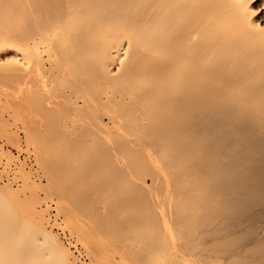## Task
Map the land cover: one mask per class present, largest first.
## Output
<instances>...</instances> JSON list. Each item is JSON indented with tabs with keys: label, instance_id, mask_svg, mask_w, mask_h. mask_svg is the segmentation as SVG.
Segmentation results:
<instances>
[{
	"label": "bare ground",
	"instance_id": "bare-ground-1",
	"mask_svg": "<svg viewBox=\"0 0 264 264\" xmlns=\"http://www.w3.org/2000/svg\"><path fill=\"white\" fill-rule=\"evenodd\" d=\"M19 1V36L0 33L17 79L0 87L14 122L0 113V137L35 149L48 180L0 152V264H86L78 242L91 264L122 255L66 200L52 137L136 158L145 175L125 181L157 216L166 264H264V0Z\"/></svg>",
	"mask_w": 264,
	"mask_h": 264
},
{
	"label": "rangeland",
	"instance_id": "rangeland-1",
	"mask_svg": "<svg viewBox=\"0 0 264 264\" xmlns=\"http://www.w3.org/2000/svg\"><path fill=\"white\" fill-rule=\"evenodd\" d=\"M20 7L21 5L19 0H0V33L1 34L7 36L8 35L13 36L14 34L18 33L19 36L20 25H21ZM14 54H15L14 50H9V51L0 50V87L3 86L6 88L7 85H11L12 88L10 90L13 89V86H16L15 80L17 79L15 78L16 76H13L10 73L9 69L7 68L6 59L9 55L13 56ZM7 90L9 89L7 88ZM4 100H5L4 98L0 100V113L1 114L5 113L8 119L11 120L12 123H14L12 117L9 115L10 112L4 109L2 106ZM6 106L9 107L8 104H6ZM16 125H18V127L20 126V124H16ZM53 126L57 130V128L59 127V122L58 121L55 122ZM21 136H23V134ZM3 138L4 137H0V144H1L0 148L2 147V150L0 149V152L4 150V153L5 152L10 153L13 156H16L17 153L20 154L19 156L17 155L18 159L20 158L21 161H26V163L29 162L30 166L33 165V167L28 166L29 170H32L35 173L36 170L38 171V173H36L37 175L36 180L39 183L41 182L43 186L45 185V183L47 184L48 178H47V167L45 165L46 163L45 161H43V163L41 162V164H37L38 166L36 165V163L38 162L37 161L38 158L35 149L30 147H29L30 149L29 148L27 149L25 143H23L22 147L25 146V148L19 149L17 147L16 150L14 148H16L17 145L9 146L11 142L9 143V141L6 139L8 141V144L7 141L5 144L4 143L5 138L4 139ZM22 139L24 140V138ZM43 142L44 144H46L47 140ZM85 143H86L85 140H82L83 148L84 147L85 148L84 149L82 148L81 152L74 154L72 151L68 149L72 145L71 140H69L66 143H63L64 146L61 147L58 138L52 137L51 139V151L48 153L49 155L48 160L51 157L52 159H57V162L62 163V166L60 165L62 167L61 168L62 170L59 169V167L56 168V170L58 169L60 174L58 175L56 173L58 175V177L56 175V181L57 178L58 181H62V184L59 183V185L61 189L62 190L64 189V191L66 192L64 195L65 197H67V199L66 198L65 199L68 200L69 205L71 204L73 205L71 206L74 207L73 209L75 210V214L77 213L76 215L77 216L80 215L79 218H82L80 220L83 221L84 219L82 223H86V225L88 226H89L88 223H90L92 224V228L94 225L95 229L94 228L93 229L96 230V233L99 235L100 239L102 241H106L107 243H109L110 248H112L113 250L120 251V253H122V255L119 254L114 255L117 258V261H115L116 264L120 262L123 256L127 257L128 258L127 260H129V262L132 264H160L161 259L163 258L167 259L169 257L168 256L169 253L167 251L169 244L167 245L166 243L168 241H166L167 239L163 237L164 235L162 233V229H159V226H158V231H155L156 234L153 231L154 230L153 228H155V226L153 227V225L155 224L157 228L158 220L156 214L152 210L151 205L148 203V201L145 198L139 199L135 197L134 190L131 189L130 186H128L129 183L125 181L126 168H128L130 171L136 172L138 176L145 175L143 174L145 170H143L140 167L138 169V172L141 170L143 171H141L140 173L137 172L136 158L132 155L121 154V156H117L121 159V161L119 160L115 161L114 154L103 152L100 149L98 141H95V143L91 144L90 146L86 145ZM2 144L4 146H2ZM11 144L13 145V143ZM25 156L26 158H24ZM2 157L3 155L1 156V158ZM4 158L0 160L2 161L0 164L1 167L3 166L6 167L5 164L7 161H5L6 160L5 156ZM23 158L25 160H23ZM5 167L3 168L5 169ZM115 168H119L121 170V172H119L120 175H118V179H119L118 184L120 188H117L119 190L118 191L119 193L116 201L114 200V198H111V194H113V187L115 186H112L110 181H108L109 172ZM39 169L44 171H39ZM35 173H33L32 175H35ZM42 173H44V175ZM114 184L116 185L117 183L114 182ZM115 191L117 190L115 189L114 193H116ZM58 192L63 193V191H58ZM103 193L109 194L110 198H108V196L106 195L107 197L105 196L106 197L105 200L104 197L102 196ZM41 195L42 197H44L45 196L44 192ZM56 197L58 200V194ZM49 200L50 199H47L46 202L47 203L49 202L48 207L50 209L49 210L50 217L53 214L51 221L52 220L54 221L56 219L55 214L57 213L56 212L57 206L56 204L53 203L54 200L53 202ZM46 202H44L45 207L47 206ZM54 227L56 231L59 230L57 229L58 228L57 226ZM68 238H71L70 235H68ZM68 238L65 237L64 239V241L67 243H69V241H67ZM77 239L78 238L75 237L72 240L78 242ZM126 244L128 245L127 247L125 248L122 247ZM69 246H71L73 250L77 251L75 252L76 254L80 253L78 252V249L75 248V245H69ZM78 246L79 248L81 246L80 249L83 252L84 257H86L83 258V260L85 262L88 261L86 264H91L90 262L91 259L88 258V255L87 256L85 255L86 252L82 248L80 242H78ZM153 248L154 250H156V253L154 250L151 252V249ZM159 251L161 252L160 254ZM159 255L161 259H157V260L154 259L155 256L158 257ZM165 259H163L164 260L163 263H165L166 261ZM167 261L169 262V260ZM174 264H180V263L174 262Z\"/></svg>",
	"mask_w": 264,
	"mask_h": 264
}]
</instances>
